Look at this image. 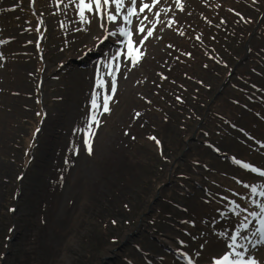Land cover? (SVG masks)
I'll list each match as a JSON object with an SVG mask.
<instances>
[{
  "label": "rangeland",
  "instance_id": "obj_1",
  "mask_svg": "<svg viewBox=\"0 0 264 264\" xmlns=\"http://www.w3.org/2000/svg\"><path fill=\"white\" fill-rule=\"evenodd\" d=\"M213 2L160 0L131 17L127 27L123 17L129 3L114 25L87 11L91 22L82 21L79 0H0V210L4 201L12 209L0 221V264H121L127 250L136 251L134 264H214V258L232 252L228 245L237 230L235 251L243 256L231 258L264 264V242L257 243L264 213L251 215L264 204L259 195L264 177L235 162L264 169V12L255 15L250 34L237 28V36L228 39L237 56L223 71L228 78L235 69L229 83L224 86L227 78L217 76L215 87L212 75V88L204 92L208 100L202 119L215 110V132L205 135L198 112L190 122H168L158 133L148 130L144 120L148 105L162 102L155 96L160 82L170 81L164 72L166 39L177 42L178 28L190 21L203 24L215 11ZM142 3L154 0H137V12ZM141 22L145 34L152 30L153 35L143 41V58L133 67L127 58L129 38L119 29L130 28L131 39L139 44ZM98 79H115V93H110V83L108 88L110 112L103 111L105 90L96 87ZM236 91L251 103L249 108L234 105ZM97 93L100 107L94 108ZM224 110L235 113L231 121L217 118ZM133 135H161L162 156L151 154L138 166L139 173L150 174L151 165H158L154 171L163 187L145 196L133 192L137 185L125 187L121 197L132 203L131 196L135 208L141 207L134 216L138 224L113 228L112 242L94 248L102 236L95 214L109 204L116 177L125 179L121 165L133 147ZM197 152L201 159L192 163ZM253 186H258L255 194ZM174 190L182 194L173 197L174 214H165L163 200Z\"/></svg>",
  "mask_w": 264,
  "mask_h": 264
},
{
  "label": "trees",
  "instance_id": "obj_2",
  "mask_svg": "<svg viewBox=\"0 0 264 264\" xmlns=\"http://www.w3.org/2000/svg\"><path fill=\"white\" fill-rule=\"evenodd\" d=\"M211 5H215V11H210L203 24L200 22L199 24H195L190 21L189 24L178 28L181 38L177 42L167 41L166 39V48L169 50V56L166 60L167 64L165 65L166 70L164 69V72L170 81L163 79L159 84L160 88L155 90V93H157L155 96L162 100L161 104L148 105V114H145L146 117L144 118L149 126L148 130L152 129L158 133L166 123H172L176 120H187L184 122L188 123L190 122L188 120L193 118L192 113L198 112L200 116L198 121H202L203 124L205 123V135H210L212 131L215 132V110L211 109V114L206 116L207 120L205 117L202 119L206 112V101L208 100L204 92L208 93L211 90L212 83L214 82L213 76H215V87L218 84L217 76L223 79L227 78V75L223 71L230 68L237 59L234 47L228 39L237 36V28H241L244 33H251L249 27L255 25V15H261L264 12V0H215ZM242 15L246 23L243 19H240ZM260 33L258 31L257 38L260 37ZM261 38H264V30ZM240 44L241 42H238V45ZM208 82H211V85H208ZM234 96L237 98L233 101L234 105L245 106L247 108L251 106V103L247 101L242 92L236 91ZM193 103H195L196 107L192 106ZM234 114L232 111L228 112L224 110L221 111L219 117L216 116L223 122H229L233 119L232 116ZM131 138L133 147L128 151L127 158H125V161L121 165L122 169L126 171L125 179L121 180L118 176L116 177L117 184L113 183L114 192H110L111 195L108 196L109 204L95 214V220H98L102 225L98 233L102 236L98 246H96V242L93 243L95 246L92 244L94 248H98L101 242L103 248L112 242V238H114V235L112 236L113 228L130 229L133 225L138 224L134 216L138 215L141 207L135 208L133 197H128V199L132 200V203L121 197L124 195L123 191L125 187H128L130 183L134 184V186L137 185L136 191L133 190V192L142 196L150 194L154 188L159 190L163 187V184L159 183V175L156 176V170L154 171L158 165H151L153 170L150 174L139 173L141 167L138 166L141 164L145 165V159H148V156H151V154L153 157L158 154L162 156L164 143L161 141V135L159 137L152 135L151 137H147V139L137 138L133 135ZM197 150L201 151L199 147ZM136 151H139L138 154H135ZM199 159H201V153L197 152L191 162L193 163L194 160ZM202 162L205 164V159ZM21 164H24V161ZM25 165L27 170L31 168L32 156L26 160ZM131 165H136L137 169L134 170L131 168ZM157 170L158 172L160 171L159 169ZM24 177V174L19 177V186L20 181ZM145 191H147V194ZM180 194H182L181 190H174L172 195L164 198L162 208L165 214H174L177 201H174L173 197ZM4 202L5 204H2L0 210V221H3L8 214L6 209L9 212L12 211L9 201ZM118 216L123 217L124 220L118 221L116 219ZM26 225V227L31 226L27 222ZM8 233L5 235L6 240L11 238V233ZM86 240L88 239L86 238ZM87 251L90 253L92 249H87ZM162 258L167 259V255ZM135 259L139 260L136 251L128 252L127 250L125 256L122 257L121 264H134Z\"/></svg>",
  "mask_w": 264,
  "mask_h": 264
},
{
  "label": "snow or ice",
  "instance_id": "obj_3",
  "mask_svg": "<svg viewBox=\"0 0 264 264\" xmlns=\"http://www.w3.org/2000/svg\"><path fill=\"white\" fill-rule=\"evenodd\" d=\"M129 3L130 6L127 9V15L123 17V20L126 24L131 25L133 23L131 17L137 16L139 17L140 13H144L146 9L151 10L152 7H155V4H158L160 0H154L153 4L149 3H142L141 7L139 8V12L136 11V4L137 0H79L78 7L80 8V16L81 20L90 23L91 21L88 20L87 16L85 15V12L93 13L94 15H99L100 18L104 21H110L112 24H117L119 22V13L123 10L125 3ZM181 10H183L181 8ZM144 19H147V16L144 17ZM101 27H104V24H101ZM146 26H144L141 22V25L137 26L136 28V34L139 40V44L137 41H133L131 39L133 32L130 28H120L119 34L122 36H126L129 38V42L127 45L128 52H127V58L131 61V64L133 67H135L143 58L144 53L141 51V48L143 46V41H146L148 37H151L153 35L152 30H148L145 34ZM110 36L116 35L115 32L109 33ZM104 39H108V37H104ZM103 42V41H102ZM123 54V53H121ZM109 76H112L113 73L109 72ZM110 83V93L114 94L116 91V82L115 79H113L111 82H106L103 79H98L96 87L102 88L105 90L104 96H103V111L104 112H110L109 108V101L112 99V95L109 94L108 88ZM99 93H97L96 97L92 100V105L94 108H99L100 104L98 103L99 99ZM92 120L95 121V116L92 117ZM98 123V122H97ZM89 129H91V124H89ZM89 135L91 133L89 132ZM88 143V151L89 154H91V143ZM236 163L240 164L243 168L249 169L251 171L257 172L258 169L252 167L249 164L243 163L241 161H236ZM259 175L264 176V172H259ZM257 187H252V192L255 194L257 193ZM264 187V186H261ZM259 195L264 196V191H260ZM234 203V202H233ZM258 207L260 208V212L256 213L253 212L251 215L253 217H260L261 213H264V204H259ZM236 208H239V205H236ZM236 208L233 209V211H236ZM239 214L238 212L236 213ZM242 227L246 230L248 228V224H242ZM259 236L261 237L260 241H257V243L264 242V218H260V228L257 230ZM257 233H253V235H256ZM222 236L225 235L224 233L221 234ZM240 235L239 230H237V233L235 236L230 237L232 240V244L228 245L229 248L232 249L231 253H224L219 258H214V264H258V261L256 259H250L247 261L244 260H236L232 259L231 257L234 255L236 257L243 256V253L236 252L235 251V242L237 237ZM191 264V262H190Z\"/></svg>",
  "mask_w": 264,
  "mask_h": 264
},
{
  "label": "water",
  "instance_id": "obj_4",
  "mask_svg": "<svg viewBox=\"0 0 264 264\" xmlns=\"http://www.w3.org/2000/svg\"><path fill=\"white\" fill-rule=\"evenodd\" d=\"M234 74V72H232V74L230 76H232ZM227 82V81H226ZM220 95V92H218V94L216 96H219Z\"/></svg>",
  "mask_w": 264,
  "mask_h": 264
},
{
  "label": "bare ground",
  "instance_id": "obj_5",
  "mask_svg": "<svg viewBox=\"0 0 264 264\" xmlns=\"http://www.w3.org/2000/svg\"><path fill=\"white\" fill-rule=\"evenodd\" d=\"M125 4H128L127 2ZM125 25L128 27V24L125 23ZM260 261V260H259ZM258 264H262V263H258Z\"/></svg>",
  "mask_w": 264,
  "mask_h": 264
}]
</instances>
